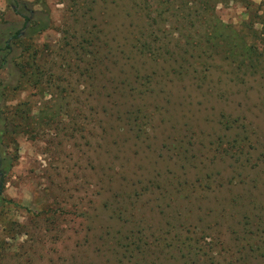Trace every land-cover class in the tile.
<instances>
[{"label": "rangeland", "instance_id": "1", "mask_svg": "<svg viewBox=\"0 0 264 264\" xmlns=\"http://www.w3.org/2000/svg\"><path fill=\"white\" fill-rule=\"evenodd\" d=\"M112 6L0 0V264H137L143 242L149 264H264V78L183 11L137 35L166 60L123 66Z\"/></svg>", "mask_w": 264, "mask_h": 264}, {"label": "trees", "instance_id": "2", "mask_svg": "<svg viewBox=\"0 0 264 264\" xmlns=\"http://www.w3.org/2000/svg\"><path fill=\"white\" fill-rule=\"evenodd\" d=\"M174 1L111 0L115 6L111 7L110 13L114 14L111 15L110 26H114L117 38H115L116 41L112 45V50H109V53L118 52L123 66L128 64V68L130 65L137 68L138 65L140 66V68L138 67L139 70L146 68V63L143 62H146L147 59L166 60L165 56L169 55V51L165 48V45H148L144 42L140 44L142 38L140 36L137 37V35L143 34L144 19H150L154 16L157 19L156 22L162 24L163 20L166 21L171 16H179L183 11L185 13H183L184 15L182 17L189 22L190 27H194L195 19L203 17L205 20H209L213 36H206V34L205 36L207 37V42L213 44V49L216 50L215 53L210 55L212 58L217 57L218 54L223 52L226 54V58L232 59L235 65L243 69L244 73L252 76L260 75L264 78V0H261L260 3H256L253 0H233L244 3L247 9L248 18L242 23V27L225 24L224 22H219L220 20L212 19L215 17V5L228 0H199L200 11L196 8L193 9L190 6H185L184 0H182L183 6L174 8ZM107 4L109 3L106 1L103 9L108 12L110 5ZM195 12L196 14H194ZM160 30L164 33V29L160 28ZM18 35L19 32L17 33ZM190 36L189 38H191ZM153 40L156 43L155 41L159 42L160 38L155 35ZM85 44L87 45H81V48L86 52L91 51L93 47L95 48V44H92V41L85 42ZM109 53H107V56ZM97 59V56H95V60L92 59L90 63L91 67H93V63L96 61L103 62L102 59ZM121 210L122 208L120 207L119 211ZM141 244L142 246L140 244L135 246L143 257V261H138L137 264H149L150 262L142 255L141 249L146 244L145 242ZM139 252L136 251V254L139 255Z\"/></svg>", "mask_w": 264, "mask_h": 264}]
</instances>
